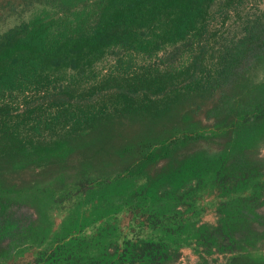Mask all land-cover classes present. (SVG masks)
Instances as JSON below:
<instances>
[{"label": "trees", "instance_id": "trees-1", "mask_svg": "<svg viewBox=\"0 0 264 264\" xmlns=\"http://www.w3.org/2000/svg\"><path fill=\"white\" fill-rule=\"evenodd\" d=\"M260 67L264 0H0V264H264Z\"/></svg>", "mask_w": 264, "mask_h": 264}, {"label": "rangeland", "instance_id": "rangeland-1", "mask_svg": "<svg viewBox=\"0 0 264 264\" xmlns=\"http://www.w3.org/2000/svg\"><path fill=\"white\" fill-rule=\"evenodd\" d=\"M258 74L260 77H263L264 76V68L260 67L258 69ZM261 150H262L261 153H264V147ZM22 211L30 213L31 209L22 208ZM208 218L212 219L213 217L211 215H209ZM196 263H198L196 261V256L193 255L190 250H187V249L183 250L182 256L180 257V263L179 264H196ZM210 263H212V262H210Z\"/></svg>", "mask_w": 264, "mask_h": 264}]
</instances>
